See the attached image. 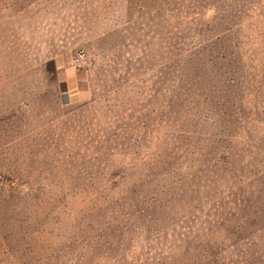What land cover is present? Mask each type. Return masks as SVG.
<instances>
[{
  "label": "rangeland",
  "instance_id": "rangeland-1",
  "mask_svg": "<svg viewBox=\"0 0 264 264\" xmlns=\"http://www.w3.org/2000/svg\"><path fill=\"white\" fill-rule=\"evenodd\" d=\"M0 264H264V0H0Z\"/></svg>",
  "mask_w": 264,
  "mask_h": 264
},
{
  "label": "crops",
  "instance_id": "crops-1",
  "mask_svg": "<svg viewBox=\"0 0 264 264\" xmlns=\"http://www.w3.org/2000/svg\"><path fill=\"white\" fill-rule=\"evenodd\" d=\"M64 81L66 86L65 92L69 97L76 99L81 96L83 89L81 88V78L77 74L72 72L69 74L65 73Z\"/></svg>",
  "mask_w": 264,
  "mask_h": 264
},
{
  "label": "built area",
  "instance_id": "built-area-1",
  "mask_svg": "<svg viewBox=\"0 0 264 264\" xmlns=\"http://www.w3.org/2000/svg\"><path fill=\"white\" fill-rule=\"evenodd\" d=\"M84 56H85V53L83 50H78L75 55H73L72 57V64L74 66H79L83 63L84 61Z\"/></svg>",
  "mask_w": 264,
  "mask_h": 264
}]
</instances>
